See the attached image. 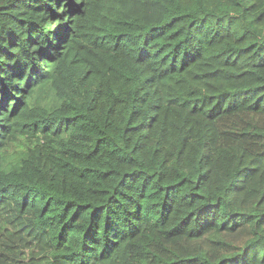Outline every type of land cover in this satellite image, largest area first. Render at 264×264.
Masks as SVG:
<instances>
[{"label":"trees","instance_id":"16d2710c","mask_svg":"<svg viewBox=\"0 0 264 264\" xmlns=\"http://www.w3.org/2000/svg\"><path fill=\"white\" fill-rule=\"evenodd\" d=\"M142 1L0 0V264H264V0Z\"/></svg>","mask_w":264,"mask_h":264},{"label":"rangeland","instance_id":"374dc122","mask_svg":"<svg viewBox=\"0 0 264 264\" xmlns=\"http://www.w3.org/2000/svg\"><path fill=\"white\" fill-rule=\"evenodd\" d=\"M115 4L117 6H119L120 11L121 12H127L129 14H133L134 11L135 12H143L146 6V2L142 1V0H114ZM144 16H154L156 17L157 12L156 10L153 9H149L148 11H146L144 13ZM206 90H208L209 87H204ZM209 91V90H208ZM249 234V228L247 226L242 227L241 229H239L236 233H225V238L227 240H231L234 243H241L244 242L246 240V238L248 237ZM172 239H166L165 243L167 244L168 248L172 247ZM207 249L210 252V255L215 256L218 254V246L216 245H204V244H198L194 247L192 246H185L182 245V249H178L179 254H181L182 257H184L185 255L193 252V251H197V249ZM152 258L148 259L149 261H152Z\"/></svg>","mask_w":264,"mask_h":264}]
</instances>
